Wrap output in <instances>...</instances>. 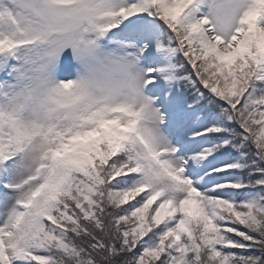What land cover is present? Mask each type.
<instances>
[{
  "label": "snow or ice",
  "instance_id": "6c2138e0",
  "mask_svg": "<svg viewBox=\"0 0 264 264\" xmlns=\"http://www.w3.org/2000/svg\"><path fill=\"white\" fill-rule=\"evenodd\" d=\"M0 264H264V0H0Z\"/></svg>",
  "mask_w": 264,
  "mask_h": 264
}]
</instances>
